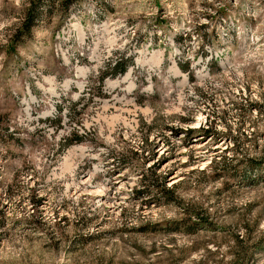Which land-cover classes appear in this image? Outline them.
<instances>
[{
    "label": "rangeland",
    "instance_id": "rangeland-1",
    "mask_svg": "<svg viewBox=\"0 0 264 264\" xmlns=\"http://www.w3.org/2000/svg\"><path fill=\"white\" fill-rule=\"evenodd\" d=\"M26 1L0 0V264H264V0H80L15 42Z\"/></svg>",
    "mask_w": 264,
    "mask_h": 264
},
{
    "label": "trees",
    "instance_id": "trees-1",
    "mask_svg": "<svg viewBox=\"0 0 264 264\" xmlns=\"http://www.w3.org/2000/svg\"><path fill=\"white\" fill-rule=\"evenodd\" d=\"M80 0H27L26 5L24 6L22 10V15L18 21V25H16L13 28L11 35V39L13 41L18 42L21 41L24 37H28L31 34V31L33 27L45 16H50L52 12L59 7L61 11L68 14V9L71 8L73 4L79 3ZM130 64H133V56L129 55L126 57L121 56H115L109 58L105 65L103 67H100L98 72L96 73L97 81H98V90L96 92L100 93V90L102 88L103 80L106 77H114L117 75H120L124 73L128 66ZM178 66L181 69H186V65H183L178 62ZM100 87V88H99ZM73 105V106H71ZM75 101H71L70 105H67V107L70 109L74 107ZM57 113L54 116L55 118H51L54 121H57L58 125H61L60 120L61 116L60 113L63 111L64 106L63 104H57ZM52 124V122H50ZM188 130H192V127L187 128ZM195 130V129H194ZM206 130V129H205ZM82 135L77 134L75 138L72 137L71 133H69L66 136L62 137V140L60 141V148L63 149L67 145H69L72 142L81 141ZM151 173H154V170L157 168V165H153L150 167ZM146 176L140 179V182H142V187L136 189L137 195L143 192L149 193L151 189L149 188L152 183L149 181H146ZM161 189L164 192L163 197L161 198L163 202H169L174 199V190L175 185L172 186H166L164 180L160 182ZM155 199V198H154ZM31 201L33 204H36V200L31 198Z\"/></svg>",
    "mask_w": 264,
    "mask_h": 264
},
{
    "label": "bare ground",
    "instance_id": "bare-ground-1",
    "mask_svg": "<svg viewBox=\"0 0 264 264\" xmlns=\"http://www.w3.org/2000/svg\"><path fill=\"white\" fill-rule=\"evenodd\" d=\"M100 194V193H99Z\"/></svg>",
    "mask_w": 264,
    "mask_h": 264
}]
</instances>
